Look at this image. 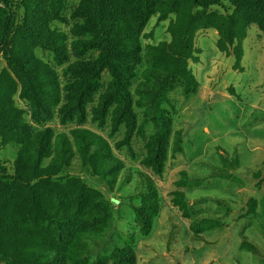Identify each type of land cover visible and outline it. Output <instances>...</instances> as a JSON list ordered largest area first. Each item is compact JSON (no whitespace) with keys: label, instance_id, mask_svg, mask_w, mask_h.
<instances>
[{"label":"rangeland","instance_id":"1","mask_svg":"<svg viewBox=\"0 0 264 264\" xmlns=\"http://www.w3.org/2000/svg\"><path fill=\"white\" fill-rule=\"evenodd\" d=\"M193 2L0 1L13 34L30 38L48 68L37 103L22 97L18 82L11 105L19 113L4 129L12 141L0 136V170L13 186L0 188V201L17 220L0 225V242L14 259L27 258L19 264H264V11L223 1L201 18ZM48 38L54 49L45 47ZM95 38L140 44L134 58L122 57L132 113L118 99L104 98L112 82L108 68L90 97L73 98V86L88 77L80 64L101 53L99 45L75 44ZM177 54L198 82L188 97ZM7 68L0 54V75ZM157 90L169 99L161 109L171 119L161 174L145 162L156 132L146 102ZM46 129L53 133V155L41 166L53 157L64 166L54 177L61 189L41 197L49 215L25 202L15 170L24 147L29 164L37 158L36 136ZM76 130L103 138L109 151L95 154L91 146L88 161L89 146L76 140ZM177 133L182 152L175 148ZM62 135L68 155L55 149ZM143 176L154 182L155 201ZM18 250L42 256L33 261Z\"/></svg>","mask_w":264,"mask_h":264},{"label":"trees","instance_id":"2","mask_svg":"<svg viewBox=\"0 0 264 264\" xmlns=\"http://www.w3.org/2000/svg\"><path fill=\"white\" fill-rule=\"evenodd\" d=\"M223 1H227L233 6L257 7L264 11V0H194V8L198 9L196 13L197 17H206L211 7L221 6ZM7 15L8 12L0 5V25H5L2 29L0 28V54H3L8 66L0 75V136L4 142L12 141L8 134L4 132V129L8 126L13 127L15 125L14 117L19 113V110L11 105L13 95L18 89V82L22 85V97L37 103L39 101V92H41L45 86L42 80V74H46L48 70L47 66L35 56L33 50L29 46L30 38H19L17 34H13L12 27L6 23L8 22ZM56 45L53 38H48L45 42V47H50L52 49H54ZM96 45L101 47V53L96 61L83 62L80 64L81 68L87 72L88 77L80 81L77 84L78 86H73L75 90L73 98L82 102L86 97H90L97 88L96 80L98 76L105 68H108L112 75V82L104 98L118 99L123 111L132 113L131 106L133 100L128 90L127 81L129 70L127 65L123 64L122 57L124 55H129L134 58L140 49V44L135 41L121 43L115 38H95L94 40L78 41L75 47L87 50L94 48ZM166 47L167 45L163 44L159 50L165 49ZM175 57L178 58H175L176 61H174V64L177 69H179V73L185 82L184 93L185 96L188 97L190 94L196 93L198 82H196L194 76L186 69L185 64L179 59L180 56L178 55ZM163 103H169V99L166 94L160 90L152 91L146 102L156 132L151 141L153 150H151V154L145 162L158 174H161L165 168L171 135V119L169 116H166L165 112L161 109ZM73 135L77 141H84L88 144V161H92L93 158L90 152L91 146L94 147L93 153L95 154L101 153L102 151L107 152L110 149L108 143L94 133L76 130L73 132ZM52 137L53 133L49 129L42 131L36 136L38 147L35 154L37 158L30 164L28 163L30 151L29 148L26 147L18 153L15 161L16 179L26 187L25 192H22L25 202L30 203L33 211L38 214L49 215V213H51L50 208L45 207L42 203L41 197L44 195V192H52L54 189H61L59 181H55L54 177L60 174L64 166H59L57 164L56 157H53L51 163L47 167L43 168L41 166V160L43 158H50L53 155ZM181 138L182 134L177 133V140L175 142L177 152H182L183 150ZM55 149L61 150L63 155L71 153V147L65 135L60 136L59 143L55 145ZM67 163L68 162L64 160L65 166ZM4 174L5 172L0 170V188L4 190L13 189L11 183L8 182L11 178L6 177ZM144 177L150 182L148 193L155 201L157 190L154 182L149 177L143 176V178ZM3 183L6 186H4ZM176 195L178 197H184V194L181 192H178ZM178 199L180 201V198ZM54 213L57 215V212L54 211ZM188 216L185 209L184 217ZM16 221V218L10 214L6 205L0 201V225L3 222H8L13 225L12 223ZM18 229L24 230L25 228L18 225ZM243 244H245V240ZM254 248L252 249L256 250V248ZM18 251L26 256H31L33 261H38L42 256L41 254H36L35 250ZM26 259L27 258H21L20 256L14 259L3 248L0 242V263L19 264L18 261Z\"/></svg>","mask_w":264,"mask_h":264}]
</instances>
